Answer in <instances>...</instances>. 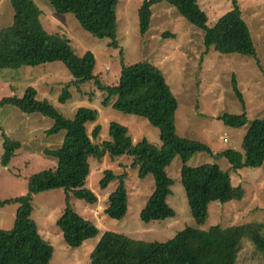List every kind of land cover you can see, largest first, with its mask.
Here are the masks:
<instances>
[{
  "label": "rangeland",
  "instance_id": "obj_1",
  "mask_svg": "<svg viewBox=\"0 0 264 264\" xmlns=\"http://www.w3.org/2000/svg\"><path fill=\"white\" fill-rule=\"evenodd\" d=\"M43 11L41 21L51 35H59L69 42L76 55L83 58L92 53L96 59L95 75L103 85L112 86L119 82L123 63L132 67L148 63L164 74L166 82L179 102V109L173 116L178 135L181 138L199 141L211 152H198L188 162L190 167L216 164L228 172L235 187L242 186L246 195L243 200L228 203L211 202L203 226H196L188 205L186 192L181 181L180 157L167 167L173 181L168 205L175 211L173 219L144 223L141 212L155 188L153 175L140 178L139 169L133 167L130 156L111 157L102 162L91 158V172L86 187L99 199L98 205L89 206L73 193L57 189L34 196L33 220L40 234L55 249L51 264H92L91 253L105 233L125 235L147 243H167L187 228L207 231L211 227L227 229L250 224L264 225V166L232 170L225 158L217 155L226 150L243 152L242 143L250 127L258 120H264V0H237L242 18L255 40L258 58L240 55H222L213 48L206 50L201 30L189 24L167 2L152 6L150 29L146 35L140 31L139 10L144 0H120L118 6L119 49L110 47V40H99L85 32L73 15L57 14L49 0H35ZM207 17V27H214L219 19L233 10L232 0H199ZM14 12L10 0H0V30L11 26ZM262 65L261 66L259 65ZM244 97V105L236 96L232 80ZM73 75L63 63L24 66L15 70H0V101L3 98H23L28 88L39 92L40 100H49L67 119H73L79 109L98 112V120L89 123L87 130L92 137L94 130L101 129L95 145L111 141L110 125L115 123L129 129L134 145L142 141L161 146L160 131L145 119L125 115L104 106L105 93L94 82L72 85ZM65 88L71 97L65 103L60 101ZM225 115H246L247 127L234 129L221 120ZM52 119L42 115H26L14 106L0 105V200L21 197L29 192L32 175L56 169L58 160L46 154L63 146L65 132L48 136L54 127ZM22 143L21 150L6 165L1 164L4 140ZM106 169L118 177L126 175L129 193V211L122 220H115L106 214L109 196L120 186V179L112 180L108 187H101ZM71 209L98 230L97 238L86 241L78 248L70 247L63 239L58 222L67 209ZM19 205L9 203L0 207V231L13 229ZM238 264H264V255L255 245L245 240Z\"/></svg>",
  "mask_w": 264,
  "mask_h": 264
},
{
  "label": "trees",
  "instance_id": "obj_2",
  "mask_svg": "<svg viewBox=\"0 0 264 264\" xmlns=\"http://www.w3.org/2000/svg\"><path fill=\"white\" fill-rule=\"evenodd\" d=\"M59 15H73L80 27L94 38L110 40V47L119 49L118 6L120 0H49ZM167 2L175 7L179 15L203 33L206 50L213 48L222 55H240L258 58L255 40L242 18L237 0H232L233 10L223 16L214 27H207V17L202 12L199 0H144L139 10L140 31L144 36L150 29L153 5ZM14 17L10 27L0 30V70H15L24 66H40L63 63L74 77L72 85L94 82L105 93L104 106L120 113L145 119L160 131L161 146L142 141L134 145L128 128L110 125L111 141L95 145L101 129L97 127L89 135L87 125L98 120V112L79 109L73 119H67L49 100H40L36 88H28L25 97H8L0 105H12L26 115L39 114L55 122L48 136L65 132L63 146L46 154L58 160L56 169L32 175L28 194L12 199L0 200V207L15 203L20 209L13 229L0 231V264H51L55 249L40 234L33 220L34 196L57 189L73 193L89 206L98 205V196L86 187L91 172V158L102 162L109 155L130 156L132 166L139 169L140 178L153 175L155 188L141 212V220L151 222L173 219L175 211L168 205L173 181L167 167L180 157L181 181L188 205L196 226L204 225L211 202L228 203L243 200L246 191L235 187L228 172L216 164L198 167L188 166L198 152L213 153L199 141L181 138L173 122L179 102L166 82L164 74L148 63L132 67L123 63L122 76L112 86L103 85L95 75L96 59L92 53L83 58L76 55L68 41L59 35L49 34L41 17L43 11L35 0H10ZM262 68V65L259 64ZM233 90L244 105V97L235 77ZM71 97L68 88L60 97L65 103ZM220 120L234 129L247 127L246 115H225ZM22 143L4 140L1 164L6 165L21 150ZM243 152L226 150L217 155L225 158L232 170L264 166V120L256 121L242 143ZM120 179L119 188L109 196L106 214L115 220L124 219L129 211V193L126 175L117 176L106 169L101 187H108L112 180ZM63 239L72 248L98 237V228L75 213L70 203L58 222ZM245 240L251 241L264 255V225L250 224L223 229L211 227L207 231L187 228L167 243H147L125 235L105 233L91 253L92 264H238Z\"/></svg>",
  "mask_w": 264,
  "mask_h": 264
}]
</instances>
